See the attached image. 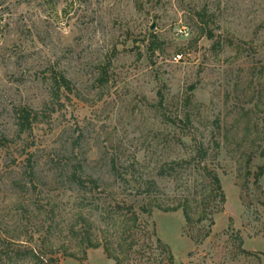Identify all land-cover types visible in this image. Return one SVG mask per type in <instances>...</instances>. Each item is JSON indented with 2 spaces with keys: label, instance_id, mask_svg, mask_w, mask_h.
<instances>
[{
  "label": "rangeland",
  "instance_id": "1",
  "mask_svg": "<svg viewBox=\"0 0 264 264\" xmlns=\"http://www.w3.org/2000/svg\"><path fill=\"white\" fill-rule=\"evenodd\" d=\"M118 206L123 264H264V0H0V264H115Z\"/></svg>",
  "mask_w": 264,
  "mask_h": 264
},
{
  "label": "trees",
  "instance_id": "2",
  "mask_svg": "<svg viewBox=\"0 0 264 264\" xmlns=\"http://www.w3.org/2000/svg\"><path fill=\"white\" fill-rule=\"evenodd\" d=\"M56 86L57 89H61L62 87H64L65 89H69L68 81L63 76L58 77ZM191 89L193 90V88ZM29 117V113L27 111H23L21 117L22 121L28 122ZM210 177L213 187L215 188V190H217V195L220 198V202L224 203L225 195L222 192L221 182L219 178L213 172ZM155 207L163 212H176L180 208H182L186 224L191 223L192 218L190 216L186 202L171 208H166L158 204H156ZM118 210H114L117 214L115 218L112 216V213L103 214L104 216L102 219L105 223V229L102 234L104 235V242L100 243L97 241H93L92 236L87 230L84 233V238H82L81 241L86 242L85 244L90 248H99L100 246H102L108 259L113 260L115 264H123V261H127L128 259L129 261L131 260V256L133 253L136 254L142 252L144 254L146 249H150L151 247L149 241L152 240L153 235L148 231L147 226L143 225L140 222L139 214H137V212L134 211L131 207H127V210L124 212L118 206ZM143 211L148 216H150V209L144 208ZM209 212L210 214H213V211ZM208 215L209 213L207 212V209H203L201 215L197 218V222L202 223L205 220L209 219L211 226L213 224V220L211 218H208ZM209 230L207 234L209 233ZM137 233L145 234V239L141 242L140 247V239L138 237L136 238V236L139 235ZM157 243L161 246L160 242L157 241ZM163 248V252H166L168 257L172 258L171 253L168 251V249L165 247Z\"/></svg>",
  "mask_w": 264,
  "mask_h": 264
},
{
  "label": "water",
  "instance_id": "3",
  "mask_svg": "<svg viewBox=\"0 0 264 264\" xmlns=\"http://www.w3.org/2000/svg\"><path fill=\"white\" fill-rule=\"evenodd\" d=\"M151 28L153 29L154 27L152 26Z\"/></svg>",
  "mask_w": 264,
  "mask_h": 264
},
{
  "label": "built area",
  "instance_id": "4",
  "mask_svg": "<svg viewBox=\"0 0 264 264\" xmlns=\"http://www.w3.org/2000/svg\"><path fill=\"white\" fill-rule=\"evenodd\" d=\"M178 58H180V57H178Z\"/></svg>",
  "mask_w": 264,
  "mask_h": 264
}]
</instances>
